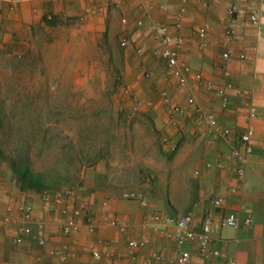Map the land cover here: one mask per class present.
<instances>
[{"label":"crops","instance_id":"0c3cea01","mask_svg":"<svg viewBox=\"0 0 264 264\" xmlns=\"http://www.w3.org/2000/svg\"><path fill=\"white\" fill-rule=\"evenodd\" d=\"M232 4L237 5V10L230 17L228 9ZM161 5H166L168 10ZM183 5L186 10L181 15ZM252 10L259 13L257 25L250 21ZM50 14L54 19H82L98 30L104 22L110 25L119 19L129 32L137 28L146 33L155 20L168 24L171 32L182 39L181 64L190 65L191 71L188 85L181 87L175 84L176 79L162 61L159 84L162 89L170 87L175 101L185 103L192 95L196 103L189 105L185 114L178 115L176 123L170 120L163 101L162 107L150 113L161 120L157 127L162 135V167L150 163V170L159 178L156 184H134L132 178L138 170L113 173L96 165L71 187L73 192L66 204L73 209L85 203L94 218V230L80 216L76 218L79 231L64 235L62 228L67 216L58 207L47 203L42 193L35 196L21 191L0 176V216L10 213L14 218L0 232V264H64L62 255H66L67 264H143L145 261L177 264L182 249L192 251L191 264H227L228 261L264 264V0H157L153 5L150 0H18L11 7L5 2L0 4V21L7 27H30L36 22L43 23ZM139 20H143L142 26L138 25ZM177 21L181 23L179 27ZM204 24L208 26V35L202 40L198 29ZM228 24L234 28L231 39L225 34ZM137 43L146 44V36L140 35ZM226 52L232 56L226 58ZM206 81L216 86L233 83L235 88L228 89L230 104L226 108L221 105L220 97L205 87ZM237 88L243 92L237 93ZM251 104L258 108L254 118L249 114ZM209 113L216 117L214 126L206 118ZM224 127L237 134L250 127L254 131V150L248 155L243 177L236 175L238 161L230 153L234 143L221 135ZM221 158L225 161L223 167L217 164ZM145 185L152 189L146 190ZM128 190L162 194L164 217L193 211L198 226L205 211L211 208L210 199L223 197V208L215 215L211 247L220 249L226 257L202 254L198 242L179 243L173 236L177 230L174 225L162 223V230L144 228L146 222L153 221L156 204L142 207L136 199L123 198L121 194ZM24 200L34 205L30 223L20 217L19 205ZM229 211L236 212L241 219L251 217L252 222L240 227L217 224L222 213ZM40 219L45 222L44 246L38 244ZM114 219L123 223L126 230L113 226ZM23 227H28L29 232L23 234L21 243H15L14 238ZM143 237L148 240L147 246L139 251L138 260L133 261L127 256V242ZM95 250L101 252V259L93 257ZM155 250L162 252V262L152 259ZM119 253L122 257H118Z\"/></svg>","mask_w":264,"mask_h":264},{"label":"rangeland","instance_id":"374dc122","mask_svg":"<svg viewBox=\"0 0 264 264\" xmlns=\"http://www.w3.org/2000/svg\"><path fill=\"white\" fill-rule=\"evenodd\" d=\"M152 25L146 33L129 32L119 19L98 30L51 14L21 29L0 21V176L7 183L36 196L71 188L96 165L113 173L138 170L134 184L157 183L150 163L162 167L161 120L150 113L162 107L164 64L152 54L158 45ZM140 35L147 40L144 55L134 50ZM124 37L131 39L128 48ZM137 99L153 105L136 107ZM22 166L39 175L41 188L20 187ZM140 193L147 207L155 203L162 212V194Z\"/></svg>","mask_w":264,"mask_h":264},{"label":"built area","instance_id":"2783aa9c","mask_svg":"<svg viewBox=\"0 0 264 264\" xmlns=\"http://www.w3.org/2000/svg\"><path fill=\"white\" fill-rule=\"evenodd\" d=\"M11 5H14L18 0H3ZM157 0H150L152 5ZM104 7H99V9H103ZM161 8L164 10H168L166 5H161ZM186 10L185 5L181 6L180 14L183 15ZM237 10V5L232 4L231 7L228 9V13L230 17H233ZM124 22L127 19H123ZM250 21L252 24L257 25L260 21L259 13L256 10H252L250 14ZM143 20L138 21V25L142 26ZM181 25L180 21L176 22V26L179 27ZM152 32L154 33L155 37L158 40V45L152 51L153 56L162 60L165 65L167 66L168 70L172 77H174L181 87H186L189 82V73L191 71V66L188 64H181V44L182 39L175 36L168 24L163 22H154L152 25ZM226 37L231 39L234 35V28L231 24H228V27L225 31ZM198 35L202 40H205L208 35V26L206 24L202 25L198 29ZM121 45L124 48H128L132 45L131 39L129 37H124L121 40ZM134 50L138 55H144L146 52V48L141 44L137 43L134 45ZM226 58H230L232 56L231 53L226 52L224 54ZM145 78H151L152 72L150 69H145L144 71ZM201 77V76H200ZM205 87L211 91L215 92L221 99V105L226 108L230 104V96L228 94V89H234L235 86L232 82H227L224 86H216L212 81H206ZM237 93H242V89L237 88ZM160 97L163 101V104L166 107L168 112L169 118L172 123H176L177 116L185 114L187 107L189 105H194L196 103L194 96H188L187 101L185 103H180L174 101L172 95L170 94L167 88H163L160 90ZM153 105V100L151 99H137L136 100V107L142 106H151ZM258 113V109L255 105L251 104L249 106V114L251 118L256 117ZM208 121L214 126L216 122V117L213 113H209L206 115ZM253 134L254 131L250 127L246 131L237 134L233 129L230 127H224L221 130V135L232 141L234 144L230 149V153L233 157H235L238 161V166L236 168V175L238 177H243L245 174V164L248 161V155H250L254 150V141H253ZM219 167H223L225 165V161L223 158L219 159L217 162ZM73 190L71 188H64L57 191H50L44 190L42 192V198L49 203L53 207H58L60 212L67 216L66 223L62 228V233L66 236L71 235L79 231V224L77 222V217L84 216L87 222V225L90 230L95 229L94 218L90 213L88 206L85 203H81L80 205L76 206L73 209H70L66 204V199L68 196L72 194ZM123 197L126 199H139L140 203L143 207L148 206V201L146 197L140 193L135 191H125L123 193ZM211 208L206 210L202 216L201 223L198 226L196 213L190 211L178 217L173 216H166L164 217L162 212H155L153 215V221L146 222L144 224V228L150 229H160L162 230V223L167 225H174L177 227L175 233H173L174 238L179 243H194L198 242L200 251L202 254L208 256L212 255L215 257L225 258L226 253L222 252L218 248L211 247L212 244V233L213 227L216 223L215 215L218 209H222L224 205V198L221 196H215L210 199ZM20 217L22 221L25 223H30L33 218L34 213V205L24 200L19 205ZM14 218L10 213H5L0 216V232L3 229L8 228L11 223L13 222ZM252 222L251 217H245L241 219L236 212L229 211L223 212L222 218L218 221L217 224L220 226H227V227H240L242 224L249 225ZM113 226H117L120 228L121 231L126 230V226L121 223L118 219H114L111 221ZM45 227V222L40 219L38 221V229L40 232L38 238V244L40 246H44L47 243V238L43 234ZM29 232L28 227H23L22 232L14 238L15 243H21L23 241V234ZM148 240L146 237L141 239H130L127 242V256L133 260L137 261L139 258V251L147 246ZM92 255L95 259H101V252L95 250L92 252ZM118 257H122V254L119 253ZM151 257L156 262H162L164 260V256L160 251H153L151 253ZM62 260L64 264L66 263L67 257L66 255H62ZM192 263V251L189 249H182L179 252L177 258V264H191ZM47 264V263H41ZM143 264H150L149 261H145ZM227 264H235L234 261H228Z\"/></svg>","mask_w":264,"mask_h":264},{"label":"trees","instance_id":"16d2710c","mask_svg":"<svg viewBox=\"0 0 264 264\" xmlns=\"http://www.w3.org/2000/svg\"><path fill=\"white\" fill-rule=\"evenodd\" d=\"M23 169H20L17 167V172L18 173V182L20 184V187L22 189L25 188H41L42 183L38 179L39 175L34 174L29 167L22 166Z\"/></svg>","mask_w":264,"mask_h":264}]
</instances>
